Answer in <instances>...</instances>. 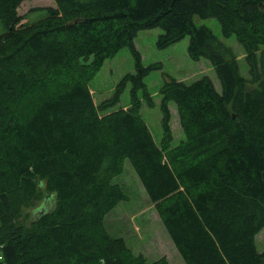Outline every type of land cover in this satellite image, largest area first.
<instances>
[{
    "label": "trees",
    "instance_id": "1",
    "mask_svg": "<svg viewBox=\"0 0 264 264\" xmlns=\"http://www.w3.org/2000/svg\"><path fill=\"white\" fill-rule=\"evenodd\" d=\"M22 1L0 0L1 262L168 264L133 255L103 226L127 199L113 182L126 159L182 264H264L254 242L264 226V0H53L30 23ZM193 16L234 37L247 78ZM151 28L158 49L187 36L188 58L207 60L220 86L165 75L159 143L138 113L152 105L143 77L158 65H142L133 44ZM122 47L133 72L95 103L87 83ZM126 86L128 106L112 109ZM168 102L183 134L173 146ZM40 200L51 209L36 212Z\"/></svg>",
    "mask_w": 264,
    "mask_h": 264
},
{
    "label": "rangeland",
    "instance_id": "2",
    "mask_svg": "<svg viewBox=\"0 0 264 264\" xmlns=\"http://www.w3.org/2000/svg\"><path fill=\"white\" fill-rule=\"evenodd\" d=\"M49 4L54 6L53 0H24L17 8V13L23 17L21 23H30L41 18L44 12L34 9L46 7ZM192 22L196 26H206L220 41L232 48L239 72L247 78V66L243 60V52L234 37L232 35L226 38L222 37L218 22L214 18L193 16ZM2 31L3 28L0 24V33ZM159 33H161L159 28L144 29L137 31L133 38V44L140 55L141 64L144 66L149 64L158 65L157 68L151 69L143 77L152 105L148 106L144 101H141L138 111L156 143H159L161 137L158 88L162 84L165 75L186 84L206 76L212 82L214 89L220 91L219 83L209 62L203 58L197 61L188 58L186 54L187 36L172 45L158 49L155 46V41ZM128 72H133V59L128 48L122 47L114 55L106 58L100 69L88 81L87 85L93 101L98 103L108 98L117 80L121 75ZM128 103V86H126L119 96L118 103L112 109L126 108ZM167 107L170 115L169 127L172 134L170 146H173L183 139V134L178 124L174 104L168 102ZM113 182L122 187L127 199L119 202L104 217L103 226L107 232L111 236L122 237L133 255H141L147 261L164 257L167 262L169 261L168 264H177L176 250L126 159L122 162L121 174L116 176ZM35 206L36 212H45L52 207L50 203L47 204V202L41 200ZM36 212L30 209L28 219L33 218ZM254 242L258 251L264 250V226L255 235Z\"/></svg>",
    "mask_w": 264,
    "mask_h": 264
},
{
    "label": "crops",
    "instance_id": "3",
    "mask_svg": "<svg viewBox=\"0 0 264 264\" xmlns=\"http://www.w3.org/2000/svg\"><path fill=\"white\" fill-rule=\"evenodd\" d=\"M22 2H23V1H22ZM22 2H21V3H22ZM21 3H20V4H21ZM53 4H54V3H53ZM50 5H52V4H49V6H50ZM52 6H53V5H52ZM52 6H51V7H52ZM19 15H20V14H19ZM22 20H23V19H21V21H22ZM176 254H177V256H178V262H177V264H182V260H181L180 256L178 255L177 252H176ZM168 262H169V261H168ZM169 264H170V263H169Z\"/></svg>",
    "mask_w": 264,
    "mask_h": 264
},
{
    "label": "built area",
    "instance_id": "4",
    "mask_svg": "<svg viewBox=\"0 0 264 264\" xmlns=\"http://www.w3.org/2000/svg\"><path fill=\"white\" fill-rule=\"evenodd\" d=\"M1 260H2V258H1V255H0V264H3V263L1 262Z\"/></svg>",
    "mask_w": 264,
    "mask_h": 264
}]
</instances>
